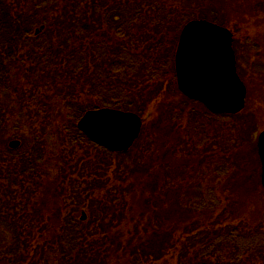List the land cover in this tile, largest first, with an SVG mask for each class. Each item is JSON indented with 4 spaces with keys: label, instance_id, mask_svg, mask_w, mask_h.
I'll return each instance as SVG.
<instances>
[{
    "label": "trees",
    "instance_id": "trees-1",
    "mask_svg": "<svg viewBox=\"0 0 264 264\" xmlns=\"http://www.w3.org/2000/svg\"><path fill=\"white\" fill-rule=\"evenodd\" d=\"M163 3L0 0V94L13 92L33 126L25 133L12 119L18 122L13 128L21 141L17 149L0 135V227L10 234L0 264H264V216H255L256 200L231 195L241 188L235 186L208 193L209 199L197 204L185 202L191 176L183 174L178 183L172 167L164 174L159 170L160 133L153 128L151 103L137 91L155 89L169 78L173 54L165 51L162 38L137 36L136 24L153 16L154 36L165 39L173 16ZM172 74L174 81L175 70ZM20 92L25 96L18 98ZM99 108L143 119L133 149L110 152L79 130L84 113ZM2 109L0 103V133L10 117ZM51 133L58 145L54 153L47 144ZM173 151L170 147L165 154ZM252 153L248 170L259 173L256 145ZM193 167H185L186 174ZM236 167V174L244 172L243 165ZM134 201L143 203L142 213L130 214ZM125 223L127 233L120 230Z\"/></svg>",
    "mask_w": 264,
    "mask_h": 264
},
{
    "label": "rangeland",
    "instance_id": "rangeland-1",
    "mask_svg": "<svg viewBox=\"0 0 264 264\" xmlns=\"http://www.w3.org/2000/svg\"><path fill=\"white\" fill-rule=\"evenodd\" d=\"M164 1L165 3H163V5L167 7L168 11L173 16V20L166 32L165 39L162 37L163 35L158 37L154 36L152 31L156 29V26L151 22L153 16H149L151 19L139 21L136 24V31L138 32L136 35L143 37L144 35L148 34L149 36L151 34L154 38H162L161 40L164 42L165 51H171L173 54L172 62L175 68V54L178 47V39L183 27L188 22L192 20H207L218 26L227 28L233 35L232 48L236 57V68L242 82L245 83L248 89V96L246 97L245 111L231 116L229 120H226L214 118L210 115L207 116V107L199 109L198 102L186 101L184 99L186 97L178 90L176 73L175 80L172 81V71L175 70L172 68L171 71H167V77L169 78L158 81L153 86H158L155 87V89L141 88L139 92L137 91V93L143 95V99H147L151 103L149 114L155 118V125L153 128L156 127L160 133V137H158L159 139L161 138V143L163 144V153L161 152L163 157L158 160L159 170L162 167L164 174L166 170L172 167L173 171L171 175L175 176V178H173V176L171 177L177 180L178 183L183 182V179L186 178L183 174L187 177L191 176L190 178L191 180L193 179L194 182L193 185L185 189L187 193L184 198L185 202L187 200H192L194 204H197L196 201L198 202L201 199H209L208 193L213 194L218 192V194H221L224 193L226 189H228L229 192L233 187L240 186L241 188L235 189L237 193L234 192L230 194L238 196L243 202H246V199L256 200L252 210H255V216L257 218L262 217L263 219L264 204L262 201H264V188L262 184H260L261 161L259 156V164H257L260 168L259 173L258 171H256L257 174L253 172L250 173L248 168L253 169L251 165L254 156L252 150L257 144L260 133L264 130V0ZM212 12L217 13L216 18L213 17L214 13ZM202 14H204L205 17L203 16V18H201ZM37 30H39V28ZM253 42H258L259 46L255 47ZM170 82L173 83L171 84ZM169 83L170 87L168 85ZM166 86L167 89L162 90V88H166ZM168 89L170 91H168ZM153 90L159 93L154 96L149 94L150 92H154ZM162 92H164V94H162ZM165 94L170 95H166L163 99L162 96ZM24 96V92L18 93V98ZM168 100L172 102H168ZM18 101L19 100L16 99L13 92L10 94L1 91L0 103L3 106L1 113L10 115V117L6 116L9 125L6 127V130L3 127L5 131H2L0 135L2 139L6 137L4 142L8 147L12 141L20 139V137L14 136L15 130L13 128L18 125V122L11 123L12 119L16 117L19 120V124L21 123L20 126L25 127L22 130L25 133L30 131L31 127H33L28 119L29 114L27 110L23 111L17 105ZM138 102L142 105L140 99ZM192 102L195 104L196 109L194 110L190 107V103ZM188 107H190V110H187ZM197 111H202V114L195 113ZM191 113L193 115L190 122L189 116ZM23 116L25 117L24 119L22 118ZM160 116L161 119L159 118ZM171 120H173V122ZM170 123L175 127V133L171 131V128L173 129L174 127H171ZM49 126H51L50 122L48 128L51 130L52 128ZM11 132H14L12 137H7ZM147 134L150 135V133ZM47 135L48 147H50V151L54 153L58 148L57 144L54 146V134L51 133ZM148 135L145 134V138H148ZM137 142L134 143L130 149H133ZM170 147L174 148L173 153L176 157H173L174 154L173 156L165 154L166 149ZM245 158L248 160L247 163H245ZM235 164L243 165L244 172L236 174L239 169ZM200 166H204V168H199ZM185 167H193L189 171L190 174H186ZM1 169L4 170V168ZM163 174L162 179L165 178ZM195 174L198 176L197 181H200L205 186L204 189L202 188L203 191L201 188H198V183L195 184ZM258 175L259 179H257ZM258 180H260V182ZM16 182L14 181L13 183ZM3 183L2 181L1 184ZM170 183V186H176L171 180ZM132 205L134 214L131 212L130 214L137 215L142 213V202L139 203L138 201H134ZM83 218H85V214ZM149 219L150 217L148 216V220ZM127 224L128 223L122 224L120 227V230L124 233L128 232L127 228H125ZM111 234L116 236V230H113ZM140 235L143 234L140 233ZM9 237L10 234L8 231L0 227V251L5 250L6 246L9 244Z\"/></svg>",
    "mask_w": 264,
    "mask_h": 264
},
{
    "label": "water",
    "instance_id": "water-1",
    "mask_svg": "<svg viewBox=\"0 0 264 264\" xmlns=\"http://www.w3.org/2000/svg\"><path fill=\"white\" fill-rule=\"evenodd\" d=\"M232 46V33L207 20L190 21L180 34L175 55L178 89L213 114H237L245 107L247 90L237 74ZM78 128L97 146L127 152L140 136L142 119L132 112L102 108L86 112ZM257 144L264 188V131ZM19 146V141L10 143L11 148Z\"/></svg>",
    "mask_w": 264,
    "mask_h": 264
},
{
    "label": "flooded vegetation",
    "instance_id": "flooded-vegetation-1",
    "mask_svg": "<svg viewBox=\"0 0 264 264\" xmlns=\"http://www.w3.org/2000/svg\"><path fill=\"white\" fill-rule=\"evenodd\" d=\"M245 42H248V41H245ZM254 43V46L255 47H258L259 46V43L258 42H253Z\"/></svg>",
    "mask_w": 264,
    "mask_h": 264
},
{
    "label": "bare ground",
    "instance_id": "bare-ground-1",
    "mask_svg": "<svg viewBox=\"0 0 264 264\" xmlns=\"http://www.w3.org/2000/svg\"><path fill=\"white\" fill-rule=\"evenodd\" d=\"M89 111H90V110H89ZM86 112H88V111H86ZM86 112H85V113H86ZM85 113H84V115H85ZM84 115H83V116H84ZM83 116H82V118H83ZM82 118H81V119H82ZM81 119H80V120H81Z\"/></svg>",
    "mask_w": 264,
    "mask_h": 264
}]
</instances>
